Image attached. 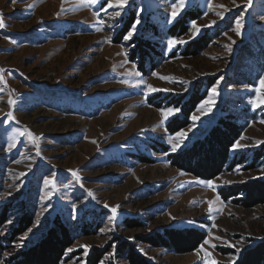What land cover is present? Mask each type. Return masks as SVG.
Instances as JSON below:
<instances>
[{
  "label": "rangeland",
  "instance_id": "374dc122",
  "mask_svg": "<svg viewBox=\"0 0 264 264\" xmlns=\"http://www.w3.org/2000/svg\"><path fill=\"white\" fill-rule=\"evenodd\" d=\"M173 3L128 0L120 7L117 0H0V210L10 205L0 235L9 232L25 207L36 208L33 224L2 253L0 264L38 240L56 216L77 233L61 264H85L92 246L109 248L103 264H128L116 252L124 240L156 264H234L244 249L264 240V203L245 207L219 193L264 179V165L247 170L241 164L203 179L168 159L225 114L244 125L237 141L242 147H233L232 156L252 155L264 144L258 143L264 142V104L252 103L264 95V89L257 92L264 76V0H252L251 6L247 0H184L171 18ZM134 6L135 31L114 42ZM192 7L202 14L188 32L169 35L167 28ZM147 20L161 32L148 36L164 57L144 74L129 56V43L144 32ZM205 33L209 43L198 55L182 53ZM173 39L184 43L170 46ZM208 84V96L190 125L169 132L168 120L182 113L167 101ZM209 99L214 103L203 104ZM168 109L179 111L165 119L162 110ZM181 132L183 137L177 135ZM172 144L179 145L176 151ZM125 218L141 226L129 227ZM80 225L90 232L80 233ZM171 225L204 228L209 243L178 253L141 240Z\"/></svg>",
  "mask_w": 264,
  "mask_h": 264
},
{
  "label": "trees",
  "instance_id": "16d2710c",
  "mask_svg": "<svg viewBox=\"0 0 264 264\" xmlns=\"http://www.w3.org/2000/svg\"><path fill=\"white\" fill-rule=\"evenodd\" d=\"M202 14L200 8L186 9L176 21L167 28L171 36H180L188 32L190 23L198 19ZM137 18V8L134 6L123 20L122 26L118 29L112 40L121 42L129 33ZM144 32L134 35L130 39L131 49L129 56L136 62L140 72L148 74L158 66V60L164 57V52L159 43L148 35H160L155 23L147 20L144 25ZM209 43V39L202 34L196 40L189 42L182 53L186 56L198 55ZM158 59V60H157ZM214 84V83H212ZM209 84L201 91L195 88L189 94L181 95L167 101L175 103L182 115L175 116L168 120L166 128L171 133L178 132L191 123V116L199 104L208 96ZM167 99H162V104ZM244 125L234 115H220L208 132L196 139L188 147L174 153L168 154V159L176 168L191 173L203 179H213L224 171L233 170L236 166L245 164L247 170L257 165H264V144L256 149L252 155L241 153L231 155V151L242 135ZM163 148H166L163 146ZM251 159L250 164H246ZM219 193L225 200H232L234 203L243 206H255L264 203V179H257L243 184L223 187ZM9 203L0 210V227L9 220ZM36 208L34 205L25 207L18 216L15 223L6 234L0 235V262L3 260V252L11 246L15 238L23 234L34 222ZM129 227L141 226V222L135 219H127ZM99 226V222L96 224ZM82 225H80L81 227ZM96 226V227H97ZM80 233L88 234L81 227ZM78 233V234H80ZM207 236L204 228L196 226H165L153 234L141 237L145 243L156 247H166L178 253H187L200 247ZM77 233L73 227L56 216L52 225L35 242L23 249L14 252L5 258V264H61L68 260V249L73 245ZM109 248L92 246L86 257L85 264H103ZM117 256L123 258L128 264H156L143 255L131 241H121L116 247ZM234 264H264V240L256 241L252 246L244 249Z\"/></svg>",
  "mask_w": 264,
  "mask_h": 264
},
{
  "label": "snow or ice",
  "instance_id": "6c2138e0",
  "mask_svg": "<svg viewBox=\"0 0 264 264\" xmlns=\"http://www.w3.org/2000/svg\"><path fill=\"white\" fill-rule=\"evenodd\" d=\"M12 2H15V0H12ZM92 2L94 3L95 0H92ZM234 2H235V0H234ZM127 3H128V0H117V5L120 6V7H123ZM247 3H248V6H251L252 0H247ZM109 6H112V5L110 4ZM183 7H184V0H174L172 12H171V18H175L177 16V14L179 13V11ZM221 7H224V6L221 5ZM242 20H243V17H241L239 20L236 21V29H235V31L237 32V34H240V31H241V28H242ZM137 23H139V21H137ZM0 27H4V21H3L2 18H0ZM192 27H196L195 22H193ZM134 31H135V28L133 27L130 30L129 34H128V38L131 37V35L133 34ZM177 43H181L182 44V43H184V41H182V40L178 41V40H175V39L169 41V45L170 46L176 45ZM0 79H2V77H0ZM162 79H166V78L162 77ZM259 85H260V87L257 89V92H260L261 89H264V76H261L259 78ZM147 87H148V89L150 91H153V92L158 91V89H156V88H154L152 86H147ZM211 92L213 94H215L216 93V89L215 88L211 89ZM9 103H12V101H10ZM212 103H214V101H212L210 99L209 100H205L203 102V104H208V105H211ZM252 103H253L254 107H258L261 104H264V95H262L258 100L252 101ZM203 104L201 105V107L203 106ZM162 111H163L164 118L167 119L171 114H173L174 112H177L179 110L178 109H168V110H162ZM9 115H11V114H9ZM192 118H193V120L197 119V117H195V116H193ZM13 119H14V117H13ZM262 122H264V121H262ZM28 135L32 136V138L34 140L36 139L31 132H29ZM177 135L180 136V137H183L185 135V133L181 132V133H178ZM258 143H264V142H258ZM178 147H179L178 144H172L171 145L172 151H176ZM240 147H242V146L239 143H237L234 146V148H237V149L240 148ZM72 174L76 177L77 180L80 179V177L75 172H73ZM45 183L46 184H52L54 186L55 185V180H46ZM207 185L209 187H212V188L215 187L213 181H208ZM208 203L211 204L212 202L209 201ZM106 207H107V205H106ZM118 207L119 206L111 208V212L113 213V215L116 214ZM210 211H211V209H210ZM204 243H209V241L205 240ZM212 247H215V245H212ZM207 264H217V262L215 260H210V261L207 262Z\"/></svg>",
  "mask_w": 264,
  "mask_h": 264
}]
</instances>
